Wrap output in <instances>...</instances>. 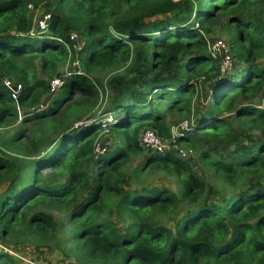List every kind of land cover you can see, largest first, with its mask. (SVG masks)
I'll use <instances>...</instances> for the list:
<instances>
[{"label":"trees","instance_id":"obj_1","mask_svg":"<svg viewBox=\"0 0 264 264\" xmlns=\"http://www.w3.org/2000/svg\"><path fill=\"white\" fill-rule=\"evenodd\" d=\"M248 5L264 6V0H0V127L16 122L19 109L24 113L22 127L5 141L12 154L0 156V241L12 250L22 244L59 248L58 222L51 214L31 213L43 205L68 213L73 244L65 254L80 264H264V110L249 103L234 109L231 122L221 118L237 98L226 103L230 93L250 99L264 91V67L257 64L264 15ZM49 6L48 31L34 33L36 10ZM222 17L230 49H238L245 65L234 74V68H220L203 32ZM72 33L83 38L79 49ZM73 61L79 70L61 76L59 69ZM121 68L125 73L106 82L96 76ZM53 77L63 86L38 109ZM199 77L216 83L207 109L192 113V80ZM4 79L20 86L16 99ZM105 88L112 94L102 105ZM99 108L97 119L72 128ZM166 114L191 124L176 145L193 149L199 136L212 139L200 159L226 185L220 202L210 201L217 192L189 161L143 147L146 128L170 136ZM37 121L57 135L43 151L45 140L25 127ZM101 132L116 144L106 155L94 143ZM20 157L41 162L25 174ZM138 159L135 179L163 171L174 189H130L126 171ZM47 169L50 174L43 173ZM114 211L125 225H117ZM164 221H176L174 228ZM4 244L0 264H16Z\"/></svg>","mask_w":264,"mask_h":264},{"label":"rangeland","instance_id":"obj_2","mask_svg":"<svg viewBox=\"0 0 264 264\" xmlns=\"http://www.w3.org/2000/svg\"><path fill=\"white\" fill-rule=\"evenodd\" d=\"M178 1V0H174ZM249 9L248 11L252 9H256L257 15H264V6L262 5H257L255 7H252L250 5L247 6ZM28 8L31 10V6H28ZM51 8L45 7L41 8L39 10H36L35 12V23L36 20L42 17L46 13H51ZM261 12V13H260ZM225 24H226V17H222L219 19V21H215L212 24L209 25L208 27V32L203 31L204 34L206 35V39L209 40V43L213 42V40L217 39H222L226 41V43L231 46V36L229 35L228 32L225 30ZM8 33L11 34H16V31L14 30H9ZM74 37V42L76 44L75 49H79L81 44L83 43V38L78 37L74 33H72ZM71 34V35H72ZM32 35V34H31ZM244 47H248V43L244 44ZM231 53L234 57V73H237L240 71L245 65L244 61L238 59L239 51L236 47L233 46L231 49ZM35 63L37 66L40 67V61L39 59L35 60ZM257 64L259 67H264V50L260 51L259 57L257 58ZM77 62L73 61L67 62L64 67H61L59 69L60 75L63 77H66L67 72L69 71H75L79 70L77 66ZM38 67V69H39ZM125 73V68L118 69L117 71H112V70H106L103 71L102 73H98L96 76L98 79L102 80L103 82H106L111 76L117 75V74H123ZM93 77V75L91 76ZM41 75L39 76V79H41ZM54 78V77H53ZM55 79V78H54ZM192 83L196 87V93L197 95L193 96L190 99V104H191V110L193 111L192 113L195 112H203L207 109L208 103H209V94H210V89L212 87V84H215L216 81H207L203 77L199 78H194L192 80ZM60 92L57 91L56 93H49L42 99L40 105L38 106L39 108H45L49 103L51 102L58 96V93ZM112 92L110 89L105 88V93L102 96V105L106 103V99L111 95ZM190 96L188 95L186 98H189ZM230 97H237L235 101H233L232 106L229 109H224L221 118H224L226 120H229L230 122L232 121L233 118V112L234 109L237 106H242V105H248L249 103H253V105L257 106L259 109L264 110V91H260L257 93L254 97H251L250 99H245L243 96H238L237 92H232L230 95H228V98L226 99V103L230 100ZM76 100V98L73 100V102ZM225 103V102H224ZM223 103V104H224ZM165 107V106H164ZM100 110L99 109H93L90 112L86 113L85 115H80L81 117L78 120H75L72 122V128H79L81 125L86 124V122L89 119H97L100 116ZM165 112V110H164ZM24 113L22 110L19 109L18 113V118L17 121L14 123H11L9 126H3L0 127V156L6 157V154H12L10 153L9 150H6L7 148L5 147V141H7L9 138L13 137L15 132L19 130L21 126V119L23 117ZM166 118L170 120V123L168 126L169 128V133L170 136L167 138H162L159 136L160 141L164 145H170L172 138L176 137L177 135L181 134L182 131L185 130H180L177 129L175 132V129L178 125L183 123L185 121L184 118H180L179 116H176V114H166ZM195 118V114L193 119ZM191 121V120H190ZM35 124V126H34ZM27 129H29L31 132L33 131V137L37 138L38 140H45V144L40 148V150H45L49 144L51 143V140H54L57 135L55 128L52 129L50 126H46L44 121H37V123H27L25 126ZM145 128V127H144ZM190 128V124L188 123V129ZM145 131L151 130L149 128L144 129ZM55 131V132H54ZM154 133H156L155 130H152ZM143 132V129L141 130ZM60 133V132H59ZM255 133H258L257 131ZM58 134V133H57ZM157 134V133H156ZM158 135V134H157ZM200 137V143L196 144L193 149L192 148H187L185 145L182 144H177V146L183 151L185 154L183 159L189 161L191 167L195 171V173L198 175L199 178H201L203 181H205L207 184L212 186L215 191L217 192L216 196H213L210 201L211 202H220V196L222 194L227 192L226 185L223 184V181L216 176L213 175L212 171L208 167L207 162H203L200 159V154L208 147L213 145V141L210 137L204 138ZM23 143H28V140L26 137H23L21 140ZM94 143H100L101 151L103 150V153H100L99 155H106L107 152L113 150L116 146L114 142L110 141V138L107 133H99L98 136L95 137ZM33 158L32 160L26 157H20V164L24 168V173H30V169L32 167L37 166L41 162V158ZM142 160L138 159L134 161L128 168H127V182L129 184L130 189H138L141 188L142 186H149V187H155V188H167V189H174V181L172 178L168 177L163 171L162 172H149V173H144L141 174L139 179H135L134 175V169L138 166L141 165ZM43 173L50 174L51 171L50 169L45 170ZM66 176H62L61 179L63 180ZM3 189V186L0 185V191ZM71 211V210H70ZM35 212H44L51 214L59 224V229L55 233L57 242L59 248H55L52 246L48 247H42L40 249H35L33 246H26V245H20L17 248L19 249H11V244H8V242H2L7 245H5L6 248H10V253L13 254V256L16 259V264H80L77 261H75L74 255L71 253L68 257L67 255L69 254L68 250L71 249L72 247V242L68 241L69 238V233L71 232L73 226L69 225L67 223V212H57L56 210H49L43 205H38L36 206L35 209L31 211V213ZM113 219L117 223L118 226H123L125 223L120 220L117 215L116 211L113 212L112 214ZM175 222H169V221H164V225L170 227L171 229L174 228ZM62 242V244H60ZM65 242L69 244H65ZM64 245H66V251H64ZM1 247V246H0ZM63 250V251H62ZM67 255H66V254Z\"/></svg>","mask_w":264,"mask_h":264},{"label":"built area","instance_id":"obj_3","mask_svg":"<svg viewBox=\"0 0 264 264\" xmlns=\"http://www.w3.org/2000/svg\"><path fill=\"white\" fill-rule=\"evenodd\" d=\"M50 16H51V14L48 12L36 20L34 33L44 34L48 31V21L50 20ZM34 33H32V34H34ZM70 37H71V40L74 42L75 36L72 34V35H70ZM75 46H76V44H75ZM207 47H208L209 52L212 54V56L220 62V68L223 71L230 72L233 70V68H234L233 67L234 66V57L231 53L230 46L226 43V41H224L222 39H219V40L215 39V40H213V42L209 43V40H208ZM3 83L6 86V88H8L10 91H12V97L14 99H16L20 86L19 85L16 86L13 83H11L9 80H6V79H4ZM49 86H50L49 91L51 93H56L63 86V80L61 78H55V79L50 81ZM38 109H44V108L38 107ZM108 121H111V118H108ZM188 123L189 122L185 121V122L181 123L180 125H178L175 129V132L178 133L176 131L177 129L185 130L187 128L186 130H188ZM190 126H191V124H190ZM179 135H177V136H179ZM176 137L172 138L170 145H164L160 141L159 136L156 133H154L152 130H148V131H145L143 133V136L141 138V142H142V145L145 148V150L148 152H160L161 153V152L170 150V151L175 152L176 154H178L180 157L183 158V157H185L184 156L185 154L174 142ZM100 149L101 148L99 146L96 148V152L99 154L103 153V150L101 151Z\"/></svg>","mask_w":264,"mask_h":264}]
</instances>
